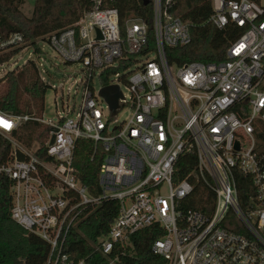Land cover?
Returning <instances> with one entry per match:
<instances>
[{"label":"built area","instance_id":"built-area-1","mask_svg":"<svg viewBox=\"0 0 264 264\" xmlns=\"http://www.w3.org/2000/svg\"><path fill=\"white\" fill-rule=\"evenodd\" d=\"M111 1L93 0L74 24L36 39L37 52L20 33L0 34V57L12 54L0 63V78L27 63L38 70L31 60L2 67L26 49L39 56V42L45 41L65 64L82 66L87 84L96 74L100 81L97 94L85 91L74 117L68 108L56 112V119L0 110V134L11 145L0 162V178L10 182L11 219L47 243L44 264H87L64 252V244L81 213L103 201H114L117 213L90 247L105 264L132 254L131 236L154 225L163 235L151 251L165 264H264V155L255 152L253 135V123L264 122V0H199L210 8L205 24L218 30L235 26L242 33L227 48L225 61L180 66L168 63L166 50L188 45L191 34L190 23L173 12L175 0H151L149 22L131 15L123 23ZM136 63L135 70L121 74ZM111 85L122 95L114 116L99 95ZM124 107L129 116L114 125ZM28 121L48 128L44 156L12 137ZM79 139L93 143V154H103L96 196L72 165ZM182 157L195 163L176 180ZM236 171L253 188L246 210L239 203ZM194 180L213 196L210 213L183 206Z\"/></svg>","mask_w":264,"mask_h":264},{"label":"trees","instance_id":"trees-1","mask_svg":"<svg viewBox=\"0 0 264 264\" xmlns=\"http://www.w3.org/2000/svg\"><path fill=\"white\" fill-rule=\"evenodd\" d=\"M93 0H35L29 17L19 10L23 0H0V34L20 33L24 40L35 47L34 42L45 35L62 30L74 24L80 15L91 8ZM173 12L190 23L191 41L188 45L166 50L169 64L182 65L188 62L218 64L226 60V50L242 33L235 26L218 30L205 24L210 14L208 5L200 6L199 0H175ZM110 7L118 11L120 22L133 15L146 22L152 17L151 0H113ZM36 52L38 51L35 47ZM12 54L0 57V63L8 60ZM0 110L12 114H26L41 117L44 96L48 89L33 63L25 64L20 70L9 71L0 78ZM103 85L107 80H101ZM48 128L34 121L21 125L12 137L27 148L33 141L42 144L47 137ZM255 152L264 155V122L253 123ZM11 152L10 142L0 134V162H4ZM44 145L37 154L44 156ZM22 159L21 155H18ZM103 161L100 149L93 154V143L79 139L75 142L72 165L79 182L88 188L90 194H99L98 172ZM193 157H182L176 167L175 179H183L194 166ZM236 174V187L239 203L246 210L248 196L253 188L249 179L239 172ZM10 182L0 178V264H44L49 247L40 238L27 233L17 225L10 216L11 196ZM203 213H210L213 196L209 188L199 180L193 181L192 197L183 204ZM117 213L114 201H103L95 208L84 210L79 221L65 241L64 252L72 254L75 259H85L87 264H105L100 254H91L90 244L104 236L108 226ZM236 222V221H234ZM223 226L233 229L223 222ZM235 229V228H234ZM163 235L158 226H151L133 234L130 238L133 251L121 257L117 264H165L164 260L151 251L156 239Z\"/></svg>","mask_w":264,"mask_h":264},{"label":"rangeland","instance_id":"rangeland-1","mask_svg":"<svg viewBox=\"0 0 264 264\" xmlns=\"http://www.w3.org/2000/svg\"><path fill=\"white\" fill-rule=\"evenodd\" d=\"M34 1L35 0H26V2L20 5L19 10L23 16H30ZM39 46L41 48V54L39 56L33 55L30 49H26L18 56H15L10 62L4 64L2 69L10 70L12 68L21 67L25 60L35 62L40 66L38 69L40 76L48 85V89L44 96L42 117L44 119H56V112L62 113L66 108L71 111L69 116L74 117L79 111L85 91L90 90L94 94H97L100 88L99 78L96 74L87 84L83 68L80 64H65L45 41L39 42ZM137 60L143 61L144 59L137 58ZM13 63L16 64L13 65ZM137 66V63L132 64L127 70L121 72V74L126 75L135 70ZM17 70L20 69L13 71ZM3 84L4 81L0 83V87L3 86ZM122 92L127 94L124 88H122ZM128 116L129 110L127 107H124L118 113L114 125L120 124ZM46 144L47 141L45 138L42 144L37 140L33 141L31 147L38 149Z\"/></svg>","mask_w":264,"mask_h":264},{"label":"water","instance_id":"water-1","mask_svg":"<svg viewBox=\"0 0 264 264\" xmlns=\"http://www.w3.org/2000/svg\"><path fill=\"white\" fill-rule=\"evenodd\" d=\"M99 95L105 100L107 103L111 115L114 116L116 111L119 109V100H122V95L117 85H111L103 87L99 91ZM53 142V137L50 139V145ZM235 148L238 149V144H235Z\"/></svg>","mask_w":264,"mask_h":264}]
</instances>
